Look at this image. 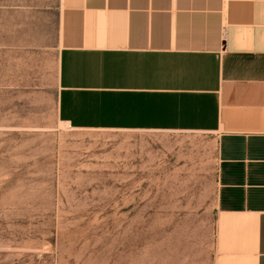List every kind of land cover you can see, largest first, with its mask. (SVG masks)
Returning a JSON list of instances; mask_svg holds the SVG:
<instances>
[{"label": "rangeland", "instance_id": "374dc122", "mask_svg": "<svg viewBox=\"0 0 264 264\" xmlns=\"http://www.w3.org/2000/svg\"><path fill=\"white\" fill-rule=\"evenodd\" d=\"M57 52L55 15L0 8V264H254L211 137L69 127Z\"/></svg>", "mask_w": 264, "mask_h": 264}, {"label": "crops", "instance_id": "0c3cea01", "mask_svg": "<svg viewBox=\"0 0 264 264\" xmlns=\"http://www.w3.org/2000/svg\"><path fill=\"white\" fill-rule=\"evenodd\" d=\"M55 15L57 116L77 130L216 146L214 211L250 218L264 264V0H0Z\"/></svg>", "mask_w": 264, "mask_h": 264}]
</instances>
